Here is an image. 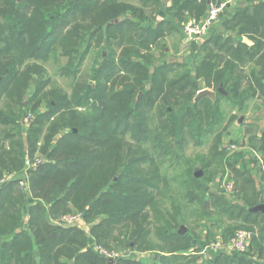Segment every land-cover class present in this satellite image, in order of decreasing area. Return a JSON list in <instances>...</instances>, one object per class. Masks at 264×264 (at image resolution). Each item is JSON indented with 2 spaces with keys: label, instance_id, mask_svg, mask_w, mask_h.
Listing matches in <instances>:
<instances>
[{
  "label": "trees",
  "instance_id": "obj_1",
  "mask_svg": "<svg viewBox=\"0 0 264 264\" xmlns=\"http://www.w3.org/2000/svg\"><path fill=\"white\" fill-rule=\"evenodd\" d=\"M207 1L0 0V264H109L89 248L87 224L96 246L151 252L152 264H195L218 239L213 226L224 227L225 244L251 229L244 253H217L214 264H264V210H254L264 197L247 166L262 162L264 132L248 138L247 152L224 139L237 121L230 114L264 97V3L233 15L237 41L217 33L191 45L193 64L166 61V39L204 17ZM162 12L179 25L157 23ZM96 45L107 55L94 85L76 83L69 95L50 83L44 64L58 47L69 58L63 75L77 80ZM193 78L216 99L196 100ZM190 144L208 150L189 156ZM36 154L45 161L30 172V196L19 175ZM71 206L87 224L60 221ZM195 240L206 243L197 249Z\"/></svg>",
  "mask_w": 264,
  "mask_h": 264
},
{
  "label": "rangeland",
  "instance_id": "obj_2",
  "mask_svg": "<svg viewBox=\"0 0 264 264\" xmlns=\"http://www.w3.org/2000/svg\"><path fill=\"white\" fill-rule=\"evenodd\" d=\"M131 1H132L131 3H133L137 7L140 6L138 0H131ZM236 1H238V0H236ZM250 1H252V0H250ZM258 1H260V0H258ZM225 2H226V0H223L222 4H224ZM211 5L217 7L214 4H210V6ZM150 12H151V10H148L149 14H150ZM224 14H226V12ZM204 17H205V15H204ZM204 17H202L199 21L204 20L205 19ZM191 20H195V19L189 18L186 22H184L182 24L183 25L187 24L188 22H191ZM183 25H180L181 31L178 30L177 32H174L172 35H170L166 39V45H165V49H166L165 51L167 52L166 61L171 60V59H175V58L180 59V55H182V57L185 56L184 55V53H185L184 47L183 46L181 47V45H180L181 37L184 41ZM246 37H248V36H246ZM57 49H58L57 54L54 55L53 57H51L47 64H44V68L46 70V76L50 80V83L52 85H57L59 88H61L63 91H65L67 94L70 95L73 92V89H74L76 83H87L89 85L95 84V82L92 80V70L98 62L101 63L103 61V59L106 57L107 51L104 47L99 46V45H96L94 47V49L92 50L90 55L87 57V59L82 64L81 74L77 78V80H75L72 76L70 77V76L63 75L62 68H64L66 65L69 64V58L66 57L62 53L61 47H58ZM191 51L193 52V49ZM150 53H154L155 56L159 57L163 52L159 49H154V52L152 51ZM212 100L214 101L215 99H212ZM253 102H254L253 104H251L247 107V112L244 111L242 114V113H239L238 111H236V109H235V111L233 113H231L230 115L236 116L237 121L238 120H240V121L244 120L245 122H247V124H248V121H257L258 120V121L264 122V118H263V116H261V114L259 112L264 107V97L261 99H257L256 101H253ZM2 107L4 108V106H2ZM28 116L31 118L28 121H26ZM34 118H35L34 114L29 113L22 120L21 123H23V125L25 127L29 126ZM236 125L237 124H234V126L236 128H238V129L241 128V126H236ZM243 126H244V123H243ZM243 126L241 128V130H242L241 131V140L238 139V141L240 143L241 142L244 143L243 146L242 147L236 146V149H232V145H225V147H227L229 150L236 151V152H238V151L239 152H247L246 148H247V145H249L248 138L254 134L255 130L250 129L249 125H245L244 127ZM1 129L2 128L0 126V131H1ZM42 144H43V141H41V145ZM208 144H209V142H208ZM207 145L202 147V148H199L193 144H190L187 147V153L189 156H193L195 153L207 152V150H208ZM246 156L249 160L251 155H246ZM260 158H262V162L259 164L260 165V177H259V175H257L256 181H255V184L257 185L258 191H259V186H261V180H264V156L260 155ZM44 161H45V157L40 155V154H36L34 158L27 156L26 162H25L26 164L22 170V173L19 176L25 175L26 179H28L30 181V172L29 173L27 172V174H25L27 165L30 164V166H31L32 164H36L39 162L41 164ZM40 164H39V166H40ZM250 165H254V164L251 163ZM197 169H199V168H197ZM229 174H231V173H229ZM226 181L234 183L231 175H227L226 177L223 178V182H224L225 186H226V184H225ZM212 187L216 188V186H212ZM19 188H20V186H19ZM20 190L22 192H24L25 194H28L31 196L30 191L28 192V191H25L21 188H20ZM258 191H257V193H258ZM71 210H72V214L63 216L60 219V221H62L64 225H66L64 218H67V217L78 218L80 220V223L87 224L86 221L82 218V215L79 214L78 211L74 207L71 206ZM211 222H213V221H211ZM231 222H233V221H231ZM228 223H230V222H228ZM73 226L79 227L77 224H74ZM87 226H88V229L85 230V233L89 236V248H91L94 251L104 250V251L108 252V254H102V255L107 258L109 264H115V261L117 258H118V260L122 259V260H129V261H143V260H145L146 264H152L151 252H143L142 253V252H139L135 249H133V250L126 249V248L125 249L124 248L119 249V248H114V247L109 249V248L102 246V245L96 246L94 239L89 235V232H90L89 225L87 224ZM210 226H211L210 222L207 221V228H209ZM184 228L189 229V226H185ZM222 228L224 229V227H222ZM222 228H219V230H218V228H216V226L212 227L213 231L218 236V239L216 240V242H220L222 240V238H221ZM191 229L196 234H198L200 232V228L199 229L191 228ZM243 231L249 233L251 235V237L253 238L254 232L251 229H240V228L236 229L233 232V236L237 232H243ZM224 232H232V231L226 230ZM256 232H257V230H256ZM118 234L119 233L117 232V235ZM232 238H231V240H232ZM195 242H196L197 246L195 244L194 248H197V249L201 248L202 245L206 243L204 240H195ZM212 243H214V242L212 241ZM212 243H208V244L203 246L206 254H195L194 255V253L191 254L193 252V250L189 251L190 252V254H188L189 256L194 255L196 257L197 256L199 257L198 258L199 260L195 264H214L215 258L218 254L210 248ZM226 255H231V254L226 252Z\"/></svg>",
  "mask_w": 264,
  "mask_h": 264
},
{
  "label": "crops",
  "instance_id": "obj_3",
  "mask_svg": "<svg viewBox=\"0 0 264 264\" xmlns=\"http://www.w3.org/2000/svg\"><path fill=\"white\" fill-rule=\"evenodd\" d=\"M254 1L255 0H252V2L250 0H240V1L238 0V1L234 2L233 5L231 6L232 8H230L231 11L228 14H223L218 20H216L213 23V25L211 26V28L207 34V39H209L210 37H212L213 35H215L217 33L219 34L221 32H224L226 37H230L232 39H235V41H237L238 37L236 34V29H231V23L233 22L232 18L234 17L233 15L234 14L236 15V13L239 10H242L246 7H254L255 5H258L260 3H264V0H260V1L257 0V2H254ZM163 2H164L166 7L171 6V0H163ZM222 2H223V0H215V3H214V0H208L207 4L208 5L214 4L216 6H220L222 4ZM155 19H156L157 23L160 21H163V19H164V20L170 21L171 23L179 25V23L177 22L176 19H174L170 16H166L163 12L160 13L158 16H155ZM191 22H198V21L191 20ZM188 23H190V22H188ZM241 42L247 44L249 47H252L254 45V41L251 38L246 37V36L241 37ZM182 43H183V41L180 43V45H181V47L182 46L184 47V45ZM195 45L197 46V48H200V46L202 44L199 43V44H195ZM191 50L192 49L185 51L184 57H182V55H180V59H176V58L171 59V60H169V62H171V63L181 62V63L187 64V65L193 64L194 59H195V55L197 54V50L193 49V52ZM193 81L200 86L201 91H203V90L210 91L211 93L214 94V99H216V93L213 90L206 88L202 79L196 80L195 78H193ZM201 91H199V92H201ZM199 92H198V94H199ZM257 99H261V98L257 97L256 99L250 101L249 105L253 104L254 103L253 101H256ZM259 112H260L261 116H263V118H264V107ZM243 123H244V126L249 125L250 129H252L253 127H256L253 129L255 130L254 134H257L258 137H261L262 132H264V122H262V121H258V120L257 121H248V124H247V122H245L244 120H242V121L238 120V121L234 122L230 126L229 130L226 132V134L224 136L225 142L237 141L238 139H241V131H242L241 128L243 126ZM234 124H237L236 126H241V128L240 129L236 128L234 126ZM247 164H248L247 165L248 168H250L252 170V174H253V177L255 178V180H256L257 175H259V177H260V165L255 167V165H250L251 163H247ZM263 197H264V180H261V186H259L257 199L259 200V199H262ZM261 206H264V204ZM202 252H203V254H206V252L204 250ZM255 264H257V263H255Z\"/></svg>",
  "mask_w": 264,
  "mask_h": 264
},
{
  "label": "built area",
  "instance_id": "obj_4",
  "mask_svg": "<svg viewBox=\"0 0 264 264\" xmlns=\"http://www.w3.org/2000/svg\"><path fill=\"white\" fill-rule=\"evenodd\" d=\"M236 2V0H227L224 4H222L220 7H215L213 5L209 6L208 11L205 15V19L199 22H190L183 25V33H184V50L187 51L191 47L192 44H203L207 40V34L213 25V23L218 20L225 12H230V8L233 5V3ZM31 117L28 116V121ZM232 149H235L234 146H232ZM39 163L30 164L27 165L26 172H31L32 170H35ZM19 186L21 189L29 192V180L26 179L25 175L20 176ZM234 186L233 184L226 185V192L229 193V195H232ZM64 221L67 226L72 227L74 224H77L78 226L82 223H80V220L78 218H72L67 217L64 218ZM252 240V237L247 232H237L234 236V238L228 242V243H221L216 242L212 243L210 248L216 252V253H244L247 248L249 247V244ZM100 254H108V252L104 250H99ZM118 259V258H117Z\"/></svg>",
  "mask_w": 264,
  "mask_h": 264
},
{
  "label": "water",
  "instance_id": "obj_5",
  "mask_svg": "<svg viewBox=\"0 0 264 264\" xmlns=\"http://www.w3.org/2000/svg\"><path fill=\"white\" fill-rule=\"evenodd\" d=\"M204 96H208L209 98L214 99V94L213 93H211L208 90H203V91L199 92L196 100H198V99H200V98H202ZM254 210L255 211L264 210V206H258Z\"/></svg>",
  "mask_w": 264,
  "mask_h": 264
}]
</instances>
